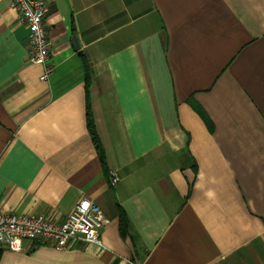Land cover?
<instances>
[{
  "label": "crops",
  "instance_id": "crops-1",
  "mask_svg": "<svg viewBox=\"0 0 264 264\" xmlns=\"http://www.w3.org/2000/svg\"><path fill=\"white\" fill-rule=\"evenodd\" d=\"M11 1L0 214L86 200L107 224L103 248L24 242L0 264H264V0H42L47 81Z\"/></svg>",
  "mask_w": 264,
  "mask_h": 264
},
{
  "label": "built area",
  "instance_id": "built-area-1",
  "mask_svg": "<svg viewBox=\"0 0 264 264\" xmlns=\"http://www.w3.org/2000/svg\"><path fill=\"white\" fill-rule=\"evenodd\" d=\"M10 6L17 12V20L28 30V61L44 66L41 81H47L51 68L46 62L50 41L45 18L48 6L42 0H12ZM117 182L116 178L112 183ZM107 224L102 210L93 201L82 200L59 222L44 215L0 214V248L24 251L23 243L46 245L57 251L74 243L94 244L103 248L100 233Z\"/></svg>",
  "mask_w": 264,
  "mask_h": 264
},
{
  "label": "trees",
  "instance_id": "trees-1",
  "mask_svg": "<svg viewBox=\"0 0 264 264\" xmlns=\"http://www.w3.org/2000/svg\"><path fill=\"white\" fill-rule=\"evenodd\" d=\"M89 131L91 132V135H92V137H93V141H94V143H95V145H96L97 150L100 151V150H99V146L96 144L95 137L93 136L94 131H93V128H92V125H91V124H89ZM123 228H124V224H123ZM37 245H38V244H37Z\"/></svg>",
  "mask_w": 264,
  "mask_h": 264
},
{
  "label": "water",
  "instance_id": "water-1",
  "mask_svg": "<svg viewBox=\"0 0 264 264\" xmlns=\"http://www.w3.org/2000/svg\"><path fill=\"white\" fill-rule=\"evenodd\" d=\"M72 42H73L74 45H76V47H77V43H76V39H75V38L72 39Z\"/></svg>",
  "mask_w": 264,
  "mask_h": 264
}]
</instances>
